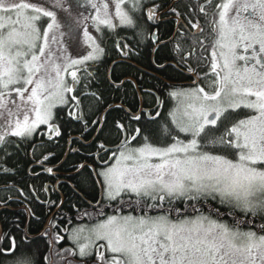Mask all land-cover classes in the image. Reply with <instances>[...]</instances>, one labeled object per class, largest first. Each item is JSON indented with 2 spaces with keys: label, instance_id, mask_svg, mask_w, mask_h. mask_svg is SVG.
Returning a JSON list of instances; mask_svg holds the SVG:
<instances>
[{
  "label": "snow or ice",
  "instance_id": "1",
  "mask_svg": "<svg viewBox=\"0 0 264 264\" xmlns=\"http://www.w3.org/2000/svg\"><path fill=\"white\" fill-rule=\"evenodd\" d=\"M5 212L0 264H264V0H0Z\"/></svg>",
  "mask_w": 264,
  "mask_h": 264
},
{
  "label": "trees",
  "instance_id": "2",
  "mask_svg": "<svg viewBox=\"0 0 264 264\" xmlns=\"http://www.w3.org/2000/svg\"><path fill=\"white\" fill-rule=\"evenodd\" d=\"M0 215H10V213L5 212V213H2V214H0Z\"/></svg>",
  "mask_w": 264,
  "mask_h": 264
},
{
  "label": "flooded vegetation",
  "instance_id": "3",
  "mask_svg": "<svg viewBox=\"0 0 264 264\" xmlns=\"http://www.w3.org/2000/svg\"><path fill=\"white\" fill-rule=\"evenodd\" d=\"M66 190V189H65Z\"/></svg>",
  "mask_w": 264,
  "mask_h": 264
}]
</instances>
